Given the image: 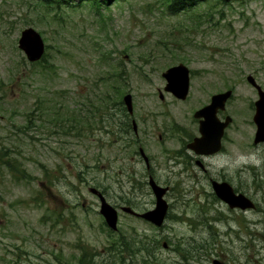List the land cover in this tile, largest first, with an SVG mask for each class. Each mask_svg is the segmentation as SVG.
Instances as JSON below:
<instances>
[{"label": "rangeland", "instance_id": "1", "mask_svg": "<svg viewBox=\"0 0 264 264\" xmlns=\"http://www.w3.org/2000/svg\"><path fill=\"white\" fill-rule=\"evenodd\" d=\"M110 1L102 21L89 7L0 0V264H264V143H254L258 92L247 80L264 89V0L206 7L200 24L161 0ZM27 27L45 40L48 71L18 47ZM180 62L191 70L184 101L162 75ZM227 89L233 122L210 171L254 200L245 212L183 162L194 111ZM149 175L171 187L164 225L120 210L109 226L91 188L145 211L156 201Z\"/></svg>", "mask_w": 264, "mask_h": 264}, {"label": "water", "instance_id": "2", "mask_svg": "<svg viewBox=\"0 0 264 264\" xmlns=\"http://www.w3.org/2000/svg\"><path fill=\"white\" fill-rule=\"evenodd\" d=\"M19 47L26 53L30 61H36L41 58L45 50V43L41 34L34 28L29 27L22 32L19 39ZM163 76L167 79L165 90L171 91L175 96L181 99H186L190 88V70L184 64L172 66L167 69ZM259 91V99L255 102L256 112L254 114V121L257 124V131L255 133V142H264V90L256 82L253 75L247 77ZM232 95V90L213 95L210 104L197 112V116H203L205 119L201 121L202 137L197 138L196 142L190 146L202 153H212L220 149L221 139L225 128L229 125L232 118L227 116L225 121H221L217 112L219 109H224L227 100ZM125 104L130 113H133V99L132 95L128 93L124 96ZM134 128L137 129L136 121H134ZM214 140V142H213ZM142 154L146 157L144 150L141 149ZM146 159H148L146 157ZM150 184L155 191L157 198V206L153 210L144 213H136L131 207H123L127 212L136 213L141 217L161 226L165 220L168 203L164 199L168 188L158 185L153 177L150 178ZM213 188L218 197L229 204L230 207H240L242 209L254 207L253 201L243 193L235 192L234 188L226 181H213ZM91 191L96 193L101 199V213L105 216L107 223L114 229L117 228L118 212L116 208L111 205L100 191L91 188ZM217 264L221 262L217 261Z\"/></svg>", "mask_w": 264, "mask_h": 264}, {"label": "trees", "instance_id": "3", "mask_svg": "<svg viewBox=\"0 0 264 264\" xmlns=\"http://www.w3.org/2000/svg\"><path fill=\"white\" fill-rule=\"evenodd\" d=\"M42 1L44 2V4L48 8L52 7L54 5H56L58 8L64 7L65 5H67V7H71L72 9H76L78 7H89L90 10L95 11L94 14H96V16L99 15V17L101 18L102 21H105L108 17L104 14L103 8L105 7L106 9H109L110 8V2H111L110 0H102V1L101 0H78V2H75L74 0H42ZM115 1L120 2V3H121V1L124 2V0H115ZM161 1H162L163 6H164V9L166 8L167 12L171 13L172 15H178L179 13L187 14V15H189V18L191 17L192 19H194L195 23L199 22V24L201 22L200 17L204 16V12H205L204 8L207 7V10L212 13L214 8L216 6L218 7V5L220 3L229 5L228 0H161ZM223 8H225V7H223ZM49 12L50 11L43 13V14L47 15ZM41 14H42V12H41ZM215 24H217V23L215 22L214 25ZM46 48L47 49H46L43 57L41 58V60L35 62L34 64L40 65V67H42L43 70L48 71L49 69L54 67V63L48 59V55H49L47 52L48 47H46ZM29 120H30V118H28V121ZM126 245H128L127 248H129V251L131 253H133L134 247L131 246V242L127 243L126 240L123 239L122 246L126 247ZM203 245L204 244H202V246ZM141 252L146 256H150L153 253L152 245L151 244L145 245L144 249H142ZM179 252L185 259H187L189 257L188 256L189 251H183V253H182V250L180 249ZM80 262H81V264H91V261H87L84 258H82L80 260Z\"/></svg>", "mask_w": 264, "mask_h": 264}, {"label": "flooded vegetation", "instance_id": "4", "mask_svg": "<svg viewBox=\"0 0 264 264\" xmlns=\"http://www.w3.org/2000/svg\"><path fill=\"white\" fill-rule=\"evenodd\" d=\"M204 106H202V107H200L194 111L193 116H194L195 120H194L193 132H191L192 136L190 137V139L187 143V145H189V146H190V143L194 142L197 139V137H199L200 135L202 136V133L200 130L201 121L204 120L205 118L203 116H197L196 114H197V111L200 110L201 108H203ZM227 114L228 113H226L224 110L218 111V116L222 120L226 119V117L228 116ZM229 126H228V128H229ZM128 127H130L129 124H128ZM228 128H226V129H228ZM196 131L198 133H196ZM225 134H226V131H225ZM225 134H224V137H225ZM213 142H214V140H213ZM187 145H186V150L183 151L182 155L185 156V158H183V162L185 163L186 167L189 166V168L186 170L190 172L191 179L193 177L194 180H197V182L200 183L201 179L205 178L206 180H208L211 183V185H212L213 181H215V180L216 181H228V180H226L225 176H223L222 174L218 175L216 177H213L212 173L210 171L211 161L217 155L221 154V151L224 149V138L222 140V146H220L221 150L218 152H215V153L212 152V154H210V152L209 153H202V152L197 151L196 149H190L187 147ZM195 171H198L199 173L202 172L204 175L198 176ZM209 173H211V175H208ZM149 176H151V175H149ZM157 184L161 185L158 182H157ZM148 185L154 194L155 192H154V190L151 187L149 182H148ZM161 186L168 187L169 190L171 189V187L169 185H163L162 184ZM169 190L167 193H169ZM215 198H217V197L215 196ZM156 203H157V201H155L154 207L150 208V209H154L157 206ZM171 208H172V204L168 201V216H169V211L171 210ZM150 209H147V210H150ZM147 210H145V211H147ZM238 210L241 211L240 209H238ZM241 212H245V211H241ZM136 213H138V212H136ZM136 213L129 212V214L142 219V217Z\"/></svg>", "mask_w": 264, "mask_h": 264}]
</instances>
